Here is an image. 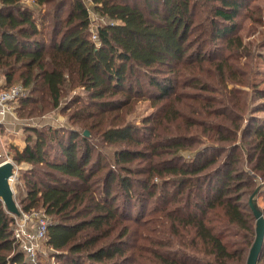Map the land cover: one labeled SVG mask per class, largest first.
<instances>
[{"label":"trees","instance_id":"16d2710c","mask_svg":"<svg viewBox=\"0 0 264 264\" xmlns=\"http://www.w3.org/2000/svg\"><path fill=\"white\" fill-rule=\"evenodd\" d=\"M91 1L98 19L85 0H0L1 88L24 86L20 114L62 106L71 121L28 124L25 148L10 146L31 164L21 210L46 216L58 264H246L264 181L259 53L239 32L247 0ZM143 98L152 112L128 120ZM16 218L0 199V264H46L20 248Z\"/></svg>","mask_w":264,"mask_h":264},{"label":"rangeland","instance_id":"374dc122","mask_svg":"<svg viewBox=\"0 0 264 264\" xmlns=\"http://www.w3.org/2000/svg\"><path fill=\"white\" fill-rule=\"evenodd\" d=\"M25 1L31 5L33 4L32 0H25ZM85 1L87 2L88 6L90 7V9L92 11V17L94 19H98L99 16H98V14L95 13V7H94L92 1L91 0H85ZM250 15L254 16L258 19L254 20L251 17H249ZM239 22L241 23L239 32L243 35L244 40L246 42L254 43L255 44L254 48L259 53L258 61H257V67H256V73H255V82L258 83L261 88H264V42H261V40L264 38V0H247L245 7L243 9V12L241 13V15L239 17ZM93 24L96 25L97 21H95ZM259 42H261L260 44L263 46L260 47L258 45ZM220 44H222V43H220ZM5 84H6V78L2 74H0V87H4ZM73 93L74 92H72L70 94V96ZM263 104H264V97H262V96L255 97L253 102H252L253 107H258V105H263ZM12 106H13L12 111H13L14 115H16L21 120V124H19V127H21V128L28 125V124L29 125H35L38 127H43V126H47L50 124L55 125V126L63 125V124H68V125L71 124V121H68L69 111L61 110L62 106L60 108H57V109H54V110L47 112L45 115H35V116H31V117H27L26 115L20 114V113H22L23 110L22 111L16 110L17 106H19V102L13 103ZM131 109H133V111L129 114L128 120H131V121L137 122V123H141V120H143V118L145 116L149 115L152 112L153 107L151 106V101L148 98H143V99H138L136 101V103L132 106ZM255 114H256V116L259 117V121H260L255 134H257L258 136H261L264 132V110H259V111L255 112ZM87 131L90 132L89 130H87ZM94 140L99 144V146H101L103 148L104 153H108L109 155H111L112 152L115 150V148L113 146L103 143L98 134L94 135ZM0 155H1L0 156V162L7 159L6 149L4 147H2L0 149ZM9 157L12 158L11 156H9ZM22 169L23 168H21L20 166H18L16 164V175L11 180L12 186L14 188V192L16 195L17 202H19V200L17 198V194L20 193L21 189H25V186H26L25 185V179L22 177L23 176ZM258 180H259V183L257 186L258 187L257 190H260V191L256 195V197L254 198V202L257 201L261 207H264V191H263L264 190V183H262L263 181H261L260 177H258ZM248 199H249V195L245 197L244 204L248 205ZM19 208H20V205H19ZM20 210H21V208H20ZM150 212H155V214H156L155 216H157L158 220L157 219L153 220V222L149 223V225H152L154 230H156V229L161 230L163 228V225L161 224L162 218L159 217L161 215V212L155 211V205L153 203H151L149 205V212L148 213H150ZM36 213L39 215L42 214L41 211H34V212H32V215L35 216ZM20 219L21 218H16L15 227L17 226L18 221ZM156 220H157V222H156ZM255 223H256V220L254 219V224ZM158 234H160V233H158ZM146 236L154 238L155 242H157V244H158L159 239H157L155 237V233L149 232L148 234H146ZM144 242H145V239L142 241V243H144ZM144 244H145L146 248L147 247H153L152 243L148 244L147 242H145ZM154 246H156V245L154 244ZM41 255H44L46 257V261H47L46 264H58L56 262V259L52 256V250L46 244L42 246V251L38 252L37 257L32 258L30 256V258L33 261L37 262Z\"/></svg>","mask_w":264,"mask_h":264},{"label":"built area","instance_id":"2783aa9c","mask_svg":"<svg viewBox=\"0 0 264 264\" xmlns=\"http://www.w3.org/2000/svg\"><path fill=\"white\" fill-rule=\"evenodd\" d=\"M95 25L92 30L95 31ZM94 38L97 34L94 33ZM25 93L22 84H14L8 88L0 87V121H4L7 115L13 109V103L17 102L18 98ZM1 156V155H0ZM7 159H11L7 156ZM262 181V180H261ZM264 183V181L262 182ZM21 218L15 227L14 237L19 242V246L32 258L37 257L39 251H42V246L45 245L47 238L48 219L45 215L37 214L35 216L30 212H22L16 215Z\"/></svg>","mask_w":264,"mask_h":264},{"label":"water","instance_id":"95a60500","mask_svg":"<svg viewBox=\"0 0 264 264\" xmlns=\"http://www.w3.org/2000/svg\"><path fill=\"white\" fill-rule=\"evenodd\" d=\"M86 135L89 134L88 131L85 132ZM16 175V162L11 159H5L0 162V199L4 202L7 210L14 214L20 215L21 210L16 199L14 188L12 186V178ZM258 190H256L250 197V205L254 211L257 219L256 225V237L252 247L250 248L247 263L246 264H257L260 253L264 245V214L257 208L254 202V195Z\"/></svg>","mask_w":264,"mask_h":264},{"label":"crops","instance_id":"0c3cea01","mask_svg":"<svg viewBox=\"0 0 264 264\" xmlns=\"http://www.w3.org/2000/svg\"><path fill=\"white\" fill-rule=\"evenodd\" d=\"M19 124H21V120L13 112L9 113L4 121H0V149L2 147L6 149V156L13 157L10 151L11 145L17 146L20 150L26 146L23 129L19 127ZM16 164L23 169L31 167L28 162Z\"/></svg>","mask_w":264,"mask_h":264}]
</instances>
